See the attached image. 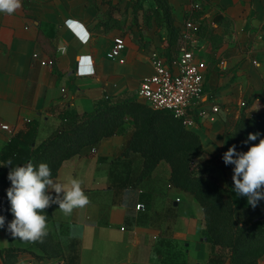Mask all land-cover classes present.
Listing matches in <instances>:
<instances>
[{
	"label": "crops",
	"instance_id": "obj_1",
	"mask_svg": "<svg viewBox=\"0 0 264 264\" xmlns=\"http://www.w3.org/2000/svg\"><path fill=\"white\" fill-rule=\"evenodd\" d=\"M120 1L22 0L13 14L0 12V126H15L17 133L35 123L38 144L59 131L65 118L81 117L108 100L137 99L139 82L153 73L150 52L160 49L169 55L174 46H167L169 28L154 0H142L137 11L135 0H125L124 5ZM166 2L174 29L179 31L186 18L199 25L193 54L205 64L201 105L219 110L214 121L200 120L192 131L207 154H223L230 128L243 109L241 102H249L246 112L262 108L264 3ZM122 5L125 15L119 17L116 9ZM115 36L123 37L125 48L118 59L110 60L106 54ZM46 59L53 65H42ZM11 137L0 129V151ZM129 138L130 130L112 135L89 155H75L59 166L53 179L80 180L90 201L71 216L57 204L50 207L48 232L61 244L62 257L41 259L32 244L10 240L0 230V264L1 251L8 247L21 250L16 264H209L213 246L201 205L170 185V169L163 161L142 178V156L123 153ZM232 169L217 174L234 207L264 221V200L252 208L246 197H238ZM4 195L0 183V207Z\"/></svg>",
	"mask_w": 264,
	"mask_h": 264
},
{
	"label": "trees",
	"instance_id": "obj_2",
	"mask_svg": "<svg viewBox=\"0 0 264 264\" xmlns=\"http://www.w3.org/2000/svg\"><path fill=\"white\" fill-rule=\"evenodd\" d=\"M154 2L161 10V17L165 19L169 28L167 46H175L179 39V31L172 27L169 6L166 0H154ZM132 6L135 11L141 9L142 0H135ZM52 62L54 63L53 60ZM248 107L249 102H245L244 110ZM141 108L142 105L135 98L108 100L102 106L81 117L65 118L59 131L38 144H36L37 124L35 123L30 124L25 132L15 133L0 151V183L4 185L6 200L0 207V215L6 218L5 225L0 230L10 240L17 239L12 237L7 230L8 223L14 218L6 195V190L10 187L8 180L10 166L5 165L9 160L12 161L13 167L28 162L37 166L41 162L47 163L51 168L53 178L63 161L75 155H89L102 140L124 132L125 116L131 110ZM148 112L146 122L148 128L153 130L160 121H170L175 125L174 133L177 140L193 145L196 153L187 158L189 162L185 170L180 173L177 165L185 160L183 157L172 159L171 155L174 152L163 154L157 149L153 140L141 139L136 133H132L123 153L128 155L131 152H137L142 156V178L148 177L162 159L169 161L171 165L170 185L190 193L199 202L203 209L207 238L213 247L220 249L219 253L212 252L209 264H222L225 261L230 264H254L248 262L247 258L253 252L264 250V221L259 218H250L247 222H241L237 218V210L233 205L228 188L209 177L211 171L208 166L204 167L210 161L201 162L193 167L190 165V160L199 156L201 148L200 138L195 132L186 129L169 112L154 111L150 108ZM249 133L260 135L256 141H248L245 144L244 141L247 140ZM229 135L228 148L236 145L237 151H247L248 147L258 143L260 138H264V100L258 112H242L240 118L231 126ZM218 163L223 170L234 167L224 164L222 154L218 158ZM44 214L47 215V222H49L52 219L51 208H47ZM28 243L41 252V259H56L63 255L61 244L49 232L43 242ZM19 251L21 250L13 247L3 249L1 254L4 264H16ZM59 264H69V262Z\"/></svg>",
	"mask_w": 264,
	"mask_h": 264
},
{
	"label": "clouds",
	"instance_id": "obj_3",
	"mask_svg": "<svg viewBox=\"0 0 264 264\" xmlns=\"http://www.w3.org/2000/svg\"><path fill=\"white\" fill-rule=\"evenodd\" d=\"M21 7L22 0H0V12L11 15ZM259 135L249 133L244 143L256 141ZM222 160L225 165L234 166L232 181L235 194L246 197L247 203L256 208L264 200V138L248 147L247 151H237L236 145L230 146L222 154ZM5 166H10V187L6 195L14 217L7 230L14 238L31 243L43 242L48 235V217L44 214L47 208L57 204L65 216H71L74 209L90 203L80 180L71 179L68 183L54 180L47 163L41 162L37 166L28 162L13 167L9 160ZM5 220V216L0 215V228L4 227Z\"/></svg>",
	"mask_w": 264,
	"mask_h": 264
},
{
	"label": "built area",
	"instance_id": "obj_4",
	"mask_svg": "<svg viewBox=\"0 0 264 264\" xmlns=\"http://www.w3.org/2000/svg\"><path fill=\"white\" fill-rule=\"evenodd\" d=\"M263 2L264 0H257ZM199 25L186 18L179 29V39L174 49L166 55L160 49H153L149 61L153 73L141 79L137 89V100L154 111H166L179 120L188 130H192L200 120L214 121L217 106L204 108L201 103L205 94V64L194 59L193 49L198 41ZM125 48L122 36H115L106 57L118 59ZM37 53L32 57L37 58ZM42 65H53L52 60L41 61ZM78 71V64L76 68ZM245 102H241L243 107ZM0 129L13 136L15 126L2 124ZM142 208V205H137ZM31 264V263H28Z\"/></svg>",
	"mask_w": 264,
	"mask_h": 264
},
{
	"label": "rangeland",
	"instance_id": "obj_5",
	"mask_svg": "<svg viewBox=\"0 0 264 264\" xmlns=\"http://www.w3.org/2000/svg\"><path fill=\"white\" fill-rule=\"evenodd\" d=\"M120 2H122V1H120ZM124 2H125V0H124ZM124 2H122L123 5H124ZM123 5L121 7H118V9H116V15L119 17L125 15L124 12H120ZM123 9H125V12H126L127 8H123ZM138 102H139V104L142 105V108L131 110L129 112V114L127 116H125L124 131L126 132L127 130H130V137H131L132 133H136L139 135V138H141V139L153 140L157 149L163 154H168L169 152H174L173 155H171L172 159H174V158L178 159V158L183 157L185 160H182L177 165L178 172L179 173L182 172L183 170H185L187 163L189 162V161H187L188 160L187 158H189V156H191L192 154L196 153L195 147L193 145H190L188 142H179L175 136V133H174L175 132V125H173L168 120L167 121H160L159 123H157L154 126L153 130L148 128V126L146 125V122H147V117L149 115V112H148L149 107L140 101H138ZM244 111L245 110L243 108L240 112V115ZM157 116H159V114H157ZM159 118H161V117L159 116ZM239 118H240V116H239ZM36 144H37V142H36ZM200 145H201L200 154L198 157H195V158L190 160L191 161L190 165L193 167L197 164H200L201 162L210 161L204 167L208 166L209 170L211 171V174H209V177H211L213 180L219 182V178H218L219 176L217 173L219 170L223 171V169L221 168V165L218 163V158L221 154L217 155V156L207 154L204 147L202 146V143ZM161 161L165 162L168 165V167L170 169V175H171V165H170L169 161L166 159H162ZM170 175H169V178H170ZM219 184L222 185L220 182H219ZM182 191H184V190H182ZM184 192H186V191H184ZM186 193H188V192H186ZM188 194H190V193H188ZM236 214H237V218L241 222H247L251 218L250 215H246L247 213H241L238 210H237ZM240 225H241V223H240ZM206 235H207V233H206ZM219 250L220 249L218 247H213L212 252L219 253ZM253 253H251L250 256L247 258L248 262L254 263V264H264V250L258 251V252H253ZM35 264H37V263H35ZM46 264H51V263L47 262Z\"/></svg>",
	"mask_w": 264,
	"mask_h": 264
},
{
	"label": "water",
	"instance_id": "obj_6",
	"mask_svg": "<svg viewBox=\"0 0 264 264\" xmlns=\"http://www.w3.org/2000/svg\"><path fill=\"white\" fill-rule=\"evenodd\" d=\"M55 264H58V263H55Z\"/></svg>",
	"mask_w": 264,
	"mask_h": 264
}]
</instances>
